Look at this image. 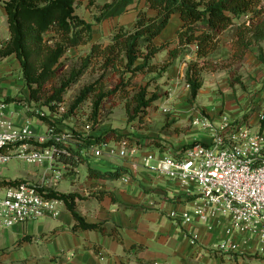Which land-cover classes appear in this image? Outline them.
<instances>
[{
  "label": "trees",
  "instance_id": "trees-1",
  "mask_svg": "<svg viewBox=\"0 0 264 264\" xmlns=\"http://www.w3.org/2000/svg\"><path fill=\"white\" fill-rule=\"evenodd\" d=\"M83 1L3 0L10 40L0 49V61L15 57L20 62L25 88L29 91V98L24 102L40 103L54 111L64 102L67 92L88 75L90 79L72 104L71 113L89 102V121L98 127L105 106L117 98L123 103L130 120L140 118L143 121L152 109L158 108L157 102L166 95L161 88L168 85L167 74L180 59L192 55L193 59L187 62L184 82L190 92L188 103L195 107L203 88L204 75L217 69L212 56L220 49L222 37L229 30L234 32L235 52L232 58L241 61L256 47L259 49L257 58L264 66L261 48L264 43V0H105L101 5L89 0L91 7L96 5L97 12L93 15L96 24L129 15L132 9L144 3L143 9L137 7L135 11L133 26L117 27L109 36L108 43L94 42L93 24L77 14V8ZM175 15L181 21L176 40L158 45L156 40ZM243 17L250 18L238 24L237 21ZM83 47H89L86 54L69 55L71 50ZM164 51L168 52L167 60L163 64L155 62ZM140 78H143L141 82ZM15 101L12 98L3 100L5 104ZM254 115L252 111L232 122L230 131L248 125ZM39 117L50 130L59 131L47 117ZM74 137L79 151L63 145L60 151L64 148L70 156L61 153L57 158L59 163L71 169L89 162L87 152L92 147L123 140L134 144L129 136L114 130H104L98 136L75 134ZM53 143L50 141L42 147L52 146ZM193 146L171 154L176 156ZM88 174L95 180L117 181L125 172L118 168L114 172L102 173L89 166ZM23 183L26 182L1 181L0 186L17 187ZM38 188L45 198L64 202L75 221L74 232L94 231L121 239L117 228L109 230L104 224L86 222L77 209L78 200H82L78 194L60 193L54 188L39 185ZM105 196L117 202L113 194L103 193L98 197L103 199ZM25 241L30 240L24 239L20 243ZM137 248L144 249L141 246L132 247Z\"/></svg>",
  "mask_w": 264,
  "mask_h": 264
},
{
  "label": "crops",
  "instance_id": "crops-1",
  "mask_svg": "<svg viewBox=\"0 0 264 264\" xmlns=\"http://www.w3.org/2000/svg\"><path fill=\"white\" fill-rule=\"evenodd\" d=\"M0 8L7 22L2 4ZM135 19L134 17L133 22ZM2 30L6 36L0 38V49L10 40L8 25ZM262 45L264 43L261 48ZM88 50L89 47L71 50L69 55L74 57L82 52L86 54ZM2 61L6 65L5 77L9 78L7 87L10 89L15 82L25 86L20 62L15 57ZM11 66L18 70L14 76ZM15 76L18 78L13 81ZM9 89L0 87V98H3L0 101L9 97L20 99L14 97ZM27 96L29 98V94ZM173 99L168 101L174 102ZM162 100L157 102L158 107ZM184 100V104L189 107L188 111H174L176 114L169 121L181 122L165 128L162 133L149 132L141 135L142 139L138 140L141 143V154L135 160L130 162L107 157L104 158L109 161L104 160L106 165L116 161L119 165L96 170L105 173L122 168L125 175L121 179L105 181L89 178V184L99 185L98 189L102 194L105 191L113 194L116 203L110 196L99 199L97 193L92 194L94 199L86 193L85 200H78V212L87 223L104 224L109 230L117 228L120 240L94 231L74 232L75 221L65 206L58 219L43 218L16 226L12 230L0 231V264H264V240L258 236L249 239L236 236L238 248L235 251L229 254L217 251L215 246L226 238L227 223L222 218L214 220L210 224V230L209 226L194 218V208L201 201L198 187L193 184L188 190L179 182L170 181L165 176L147 169L142 162V156L147 153H154L159 157V154L172 153L183 146L185 140L179 139L178 133L183 128V123L187 122L184 120L187 116L183 114L192 111L188 95L184 96ZM10 105L14 108H10ZM7 106L9 118L16 126L29 125L28 121L33 117L26 114L28 109L25 106L20 107L13 103ZM241 113L243 115L245 112ZM259 114L255 112L249 124L257 125ZM241 115L238 117L241 118ZM220 116L215 112L211 117L212 122L217 125ZM146 121L153 123L148 118ZM42 129L39 126L32 128L35 133L41 134ZM151 129L157 132L156 129ZM215 133V125L213 129L200 126L192 130L193 140L205 145L211 142ZM52 173L50 172L49 176L51 179L55 177ZM78 185L82 183L77 184L74 181L69 193H78L75 191ZM24 239L30 241L20 243ZM133 246H141L144 249H132Z\"/></svg>",
  "mask_w": 264,
  "mask_h": 264
},
{
  "label": "built area",
  "instance_id": "built-area-1",
  "mask_svg": "<svg viewBox=\"0 0 264 264\" xmlns=\"http://www.w3.org/2000/svg\"><path fill=\"white\" fill-rule=\"evenodd\" d=\"M164 113L171 111L165 109ZM263 124L264 111L259 114L257 125L241 126L234 132L230 131L232 121L227 115H221L217 125L209 119L195 117L193 126L197 128L216 126V133L208 145H195L176 156L161 154L158 157L154 153L142 156L147 169L179 182L188 190L193 184L198 187L201 201L193 211L198 222L210 229L212 221L219 218L226 221V238L215 246L219 252L235 251L238 248L236 236L248 239L258 236L264 240ZM67 137L53 130L46 137L37 136L29 125L16 126L9 118L7 104L0 101V166L19 158L54 170L59 154L70 156L66 149L60 151ZM34 141L41 146H34ZM46 141L54 143L42 147ZM87 153L132 162L140 156L141 148L123 140L115 149L108 144L92 147ZM54 173L52 181H43L39 186L56 189L61 174ZM64 207L61 200L45 198L36 184L0 187V231L43 218L58 219Z\"/></svg>",
  "mask_w": 264,
  "mask_h": 264
},
{
  "label": "rangeland",
  "instance_id": "rangeland-1",
  "mask_svg": "<svg viewBox=\"0 0 264 264\" xmlns=\"http://www.w3.org/2000/svg\"><path fill=\"white\" fill-rule=\"evenodd\" d=\"M103 2H105V0H95V4L97 5H101ZM95 6L91 7L89 0H84L83 4L77 8V14L88 23L93 24L94 42L108 43L109 36L117 27L126 26L131 28L133 26V18H136L135 11L137 7L138 9H143L144 3H141L132 9V13H130L128 16L109 20L103 24H96L93 20V15L97 12ZM249 18L250 17H243L237 22L238 24H242L247 22ZM180 26L181 21L178 15L173 16L169 26L156 40V43L158 45H163L168 41L176 40V33L180 29ZM3 27L6 29L7 22L6 17L0 8V38L6 36L5 31L2 30ZM233 38L234 32L232 30L227 31L222 37L220 49L212 56V58L216 61L217 69L216 71L209 72L204 75L203 88L199 93L200 98L197 100V105L195 107H191L192 111L190 113L183 114V116H187V119H184L187 122L183 123L184 126L178 134L179 139L185 141L179 150H174L172 152L173 154L182 152V149L185 147L201 144L200 141L193 140L194 135L192 134V130L197 128L193 126L195 115H197V117L209 119L212 122L213 118L211 117H213L214 113L216 112L217 115L226 114L229 116L231 121L234 122L242 119V116L245 113L248 114V112L250 113L255 111L256 114H259L260 112L264 111V66L257 58L259 49L254 47L243 60L235 61L232 58L235 52ZM262 46L264 53V45ZM167 58L168 52L164 51L156 57L155 62L163 64ZM192 59V55L188 56L187 58L180 59L176 63L175 67L167 74L168 85L161 88L162 92L166 93V95H164L162 98V104L157 109H152L150 114L143 121H141L140 118L130 120L124 110L123 103H120L119 99L117 98L111 100L105 106L101 116L99 117L100 125L98 127H96V124L89 121V102L83 104L74 113H71L70 108L72 104L74 103L80 90L90 79L88 75L85 76L77 86L67 92L64 102L58 105L54 111L50 110V108L47 106L41 105L40 103L24 102V100L28 98L27 94H29V92L27 91V93H25L24 91L27 89L20 83H13V86L9 89L7 87V80L9 78L5 77L6 73L4 69L6 68V65L3 61L0 62V87L4 86L5 90L9 89L8 91L14 97H20V99L15 100H22L21 102H23L21 105H19L17 101H15L13 104L20 107H24V104L27 105L25 106L26 109H28L26 114L29 115V117H33L28 121V124L34 129H36L38 126L41 129L43 128L42 134L36 133L37 136L46 137L50 131L49 127L45 125L46 123L41 121L39 117L44 116L51 120V123L57 128V130H59H53L55 133L62 135L65 134L68 136L66 138L65 147L73 148L75 151H79L78 146L76 145L77 140L74 137L75 134H80L84 137L98 136L104 130H114L122 135L129 136L135 145L140 146L141 143L138 140L142 139L141 135H145L149 132L162 133L165 128H169L176 122H181V120H178L169 123L170 118L176 114V110L185 111L186 109L188 111L189 107L184 104V96L188 95L189 98L190 92L189 87L184 82V78L187 69V62ZM11 68L13 69L12 73L14 76L18 70L14 68V66H11ZM17 78L18 76H15L13 81H16ZM142 80L143 78H140L139 82ZM114 82L115 81H113V84H115ZM160 83L162 84L163 80ZM171 98H174L173 100L175 101H168ZM9 107L14 108L12 105ZM227 107L228 110L226 111ZM165 109L171 111V113H164ZM241 112L245 113L241 115ZM240 115L241 118L238 117ZM147 118L153 123L147 122ZM151 127L156 129L157 132L153 131ZM163 127L164 129H162ZM47 142L48 141H46V144ZM118 143L119 142H112L109 144V146L115 149ZM33 145L39 147L40 143L34 141ZM168 154H171V152ZM104 158H107L105 154H103L101 157L89 155V162L87 164L80 165L77 169H69L62 163L57 162L54 166V170L48 169L47 166H39L25 162L22 159L15 158L6 165L0 166V182L25 181L26 183L40 185L43 184L44 179L46 181L53 180V178L51 179V177H49L50 172H53V175L55 174L54 172H57L61 174L59 178V185H61V187L58 186L56 188L58 192L69 193L71 191L69 188H72L74 181H76L77 184L82 183V185L77 186L78 189L80 188V190H75L81 194L79 196L85 200L86 198L84 196L86 193H88L94 199L95 196H92V194L97 193L100 196L102 193L100 189H98L99 185L89 184V166L93 170H104L112 167L113 165L115 166V164L119 165L117 161L112 163L110 162L111 164L106 165L104 160H108ZM100 186H102V184ZM0 187L3 188L4 186ZM107 193L108 192L105 191L104 194ZM1 238L2 233H0V243H2Z\"/></svg>",
  "mask_w": 264,
  "mask_h": 264
}]
</instances>
